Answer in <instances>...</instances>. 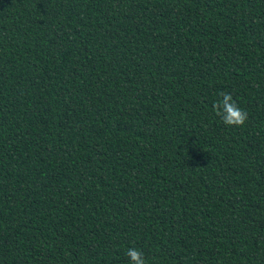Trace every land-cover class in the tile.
I'll list each match as a JSON object with an SVG mask.
<instances>
[{
  "label": "trees",
  "instance_id": "trees-1",
  "mask_svg": "<svg viewBox=\"0 0 264 264\" xmlns=\"http://www.w3.org/2000/svg\"><path fill=\"white\" fill-rule=\"evenodd\" d=\"M129 248L264 264V0H0V264Z\"/></svg>",
  "mask_w": 264,
  "mask_h": 264
},
{
  "label": "clouds",
  "instance_id": "clouds-1",
  "mask_svg": "<svg viewBox=\"0 0 264 264\" xmlns=\"http://www.w3.org/2000/svg\"><path fill=\"white\" fill-rule=\"evenodd\" d=\"M220 95L223 97V100L213 105L217 115L221 116L223 123L227 126H242L247 120L246 111L236 105L230 93L222 92ZM126 256L130 258L131 264H146L143 252L135 248H129Z\"/></svg>",
  "mask_w": 264,
  "mask_h": 264
}]
</instances>
